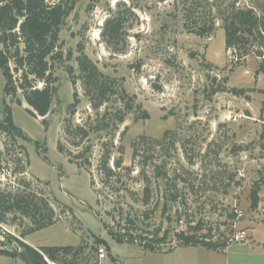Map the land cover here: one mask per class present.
I'll return each mask as SVG.
<instances>
[{"label": "rangeland", "instance_id": "obj_1", "mask_svg": "<svg viewBox=\"0 0 264 264\" xmlns=\"http://www.w3.org/2000/svg\"><path fill=\"white\" fill-rule=\"evenodd\" d=\"M119 4L135 16L126 17V48L117 53L101 34ZM232 6L264 15V0H76L60 33L64 59L56 67L49 114L35 118L26 102L7 99L28 140L0 131V192L29 182L49 200L57 221L24 236L30 221L6 216L2 250L23 252L19 242L37 250L92 246L97 237L107 242L99 264L264 263V75L258 74L264 44L226 48L221 16ZM205 21L216 28L202 37L196 31ZM83 53L115 90L99 109L85 92L78 64ZM4 85L0 70L1 120ZM235 88L249 91L235 95ZM107 154L112 178L100 168ZM191 220L201 222V238L227 244L226 251L178 247L174 232ZM158 229L160 237L167 233L156 244L162 253L118 243L109 234L129 230L151 240ZM95 261L90 255L86 263ZM0 264L29 263L0 256Z\"/></svg>", "mask_w": 264, "mask_h": 264}, {"label": "trees", "instance_id": "obj_2", "mask_svg": "<svg viewBox=\"0 0 264 264\" xmlns=\"http://www.w3.org/2000/svg\"><path fill=\"white\" fill-rule=\"evenodd\" d=\"M75 5L76 0H0V70L5 79L4 104L7 99L19 105L24 101L30 107L29 113L35 118H45L49 114L57 92L56 67L64 59L59 49L60 33ZM127 16L131 18L135 16L133 9L127 8L125 4H119L117 11L105 21L103 26L101 35L104 42L117 53L125 51L126 48ZM221 19L227 49L245 51L257 41L261 46L264 44V15H258L252 9L244 10L232 6L225 10ZM215 28L214 21L210 24L205 21L196 33L202 37L209 36L214 33ZM262 53L259 52L258 55L264 56ZM78 62L86 95L94 103L95 109H99L109 101L111 93L115 94L113 85L108 82L110 78L103 74L84 53L78 58ZM260 73L264 75V60L259 68L258 74ZM220 88V90L225 89L221 86ZM231 91L235 95H240L249 90L235 88ZM74 98L75 104L78 103L77 93ZM130 103L129 101L126 104L127 109L132 107ZM4 111L6 116L3 120L0 119V131L28 140L25 133L14 123L10 103L5 104ZM142 114L145 119L149 117L145 111ZM125 115L126 113H123L120 116V123L125 121ZM43 125H47L45 119ZM137 154L136 149L135 159ZM109 161V154L103 156L100 168L106 172V176L112 178L114 170L109 167ZM116 165L120 168L122 164L118 162ZM20 184L22 188H11L0 192V221L5 222L8 215H13L14 219L17 215L28 219L31 228L24 233V236L55 225L57 221L55 210L49 200L32 190L29 182L24 180ZM257 188L252 192L253 208L258 205ZM145 193L149 196V186H146ZM148 202L147 198L146 203ZM181 218L178 216L176 222L181 221ZM126 220L129 224L133 223L130 218ZM202 229L201 222L194 224L192 220L186 221L185 230L174 232L178 247H205L212 251L225 250L228 247L227 244L207 242L205 236L201 238ZM128 231L125 230L122 234V231L111 230L109 234L118 243L138 242L144 251L162 252L156 244L164 243L167 233L160 237L161 230L158 229L150 240L148 236L143 235L139 238L134 237ZM2 232L0 227V235ZM19 245L23 248V252H10L0 248V256L20 257L29 264H49L45 257L54 264H85L88 256L93 255L96 259L95 264H99L100 246L107 245V242L96 237L92 246L89 244H81L79 247L47 246L39 250L24 242H19ZM109 256L112 257L110 249ZM112 259L113 262L117 261L113 257Z\"/></svg>", "mask_w": 264, "mask_h": 264}, {"label": "built area", "instance_id": "obj_3", "mask_svg": "<svg viewBox=\"0 0 264 264\" xmlns=\"http://www.w3.org/2000/svg\"><path fill=\"white\" fill-rule=\"evenodd\" d=\"M240 4H241V2L239 1L238 2V4H237V6H240ZM4 232H2V234H3ZM5 235V234H4ZM99 258L101 259V260H103V259H105L106 258V249H105V247L103 246V247H100V249H99Z\"/></svg>", "mask_w": 264, "mask_h": 264}, {"label": "crops", "instance_id": "obj_4", "mask_svg": "<svg viewBox=\"0 0 264 264\" xmlns=\"http://www.w3.org/2000/svg\"><path fill=\"white\" fill-rule=\"evenodd\" d=\"M253 236H255V231L253 232V235H252V237ZM203 248H205V247H203ZM205 249H207V248H205ZM208 250V249H207ZM209 251H212V250H209ZM226 251V250H225ZM212 252H216V253H219V252H217V251H212ZM162 253V252H161ZM252 264H264V263H252Z\"/></svg>", "mask_w": 264, "mask_h": 264}]
</instances>
